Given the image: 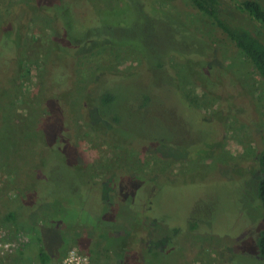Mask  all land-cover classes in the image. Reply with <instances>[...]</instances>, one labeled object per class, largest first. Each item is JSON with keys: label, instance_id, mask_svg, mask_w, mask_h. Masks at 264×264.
Here are the masks:
<instances>
[{"label": "trees", "instance_id": "16d2710c", "mask_svg": "<svg viewBox=\"0 0 264 264\" xmlns=\"http://www.w3.org/2000/svg\"><path fill=\"white\" fill-rule=\"evenodd\" d=\"M120 1L123 3L122 7L106 9L100 0H34L33 2L23 0L21 1L23 3L17 5L13 0H0V136H2L1 141L12 136L14 144L16 139L21 137L20 146L14 150L13 158L24 163L17 172V177L21 179V186H25L24 189L20 187L19 190L0 199V231L16 234L14 227L23 225L24 218H27L26 222L28 221L32 208L35 211L44 209L49 203L50 207L54 208V204H61L59 201H64V192L68 189L71 191L70 185L75 190L77 184L74 183L73 178L77 174L80 177L81 173L72 170L67 157L69 144L81 129L72 120L71 93L74 91L80 96L83 123L87 127H93L94 122L101 124L126 138L132 148L160 149L173 159L188 163L208 158L212 152H217L220 148L221 137L215 122L205 120L202 114L190 106L182 97L176 85L177 80H173L174 76L171 77L166 70L171 61L168 59L175 55L177 57L179 55L181 61L185 63L189 61L184 64L187 71L193 70L199 55L205 51L204 41L193 45L196 53L192 56L179 51L178 48L175 49L172 44L170 46L169 41L164 42L167 49L162 50V47L156 46L157 49L162 50V53L155 52L151 47L153 44L145 35L156 28L153 21L149 23L150 16L153 19L158 16H156L157 9L152 6V0L144 3L139 0ZM183 1L189 8L210 21L215 39H224L251 62L264 84V5L258 0H241L230 9L222 0ZM145 8L149 9L151 14L146 12ZM86 13L91 14L92 19L85 16ZM130 14L134 16L131 17ZM163 15L165 24L169 27L172 25L178 27H175L177 29L174 40L186 41L194 38L188 33L183 34L179 22L177 20L174 22L170 18L172 15L164 13ZM136 19L138 22L135 21ZM44 20L48 21L51 32L49 49L42 64L45 95L37 108L32 110L31 118L28 119L29 125L33 123V126L25 130L15 127L14 122L10 120L12 107L9 94L14 88V78L18 75L24 39L34 22ZM141 26L144 29L139 31ZM141 32H144V35ZM117 47H129L141 59L142 67L133 73H121L113 68L107 71L99 69L98 76L94 78L89 75L90 66L83 67L79 64L80 60L84 62L92 54L105 53ZM167 54L169 58L165 59ZM223 69H217L216 77L212 78L217 86L223 87L224 77L231 78L230 84L237 85L236 79L229 74L230 72ZM83 73L85 76H90V80L86 82V93L78 90L80 89L78 78ZM146 74H149V78ZM142 75L144 80L147 79L146 84L140 83ZM198 78L202 77L198 76ZM127 79L132 80L125 82ZM174 88L178 92L177 95L170 94ZM129 89L136 92V95L131 97L133 105L123 94ZM224 96L225 94L220 92L217 94V99L225 101ZM172 102L177 105L178 117H181L183 123L172 122L171 125L157 129L161 121L167 120L165 114L169 116L168 109L162 112H157V109L152 115H149L148 111L156 105L170 106ZM244 105L247 107L249 117V104L246 102ZM240 119L247 121L245 118ZM0 160L4 161L2 156ZM207 172L218 174L214 182L219 183H226L230 174L240 175L241 184L238 193L239 197L243 198V202L239 207V213L242 217H246L245 225L253 228L252 234L234 236L232 229L229 230L224 224L217 222L221 217H234L235 211L230 209L236 208V204H227L216 197L221 203H218L219 207H215L211 213L207 208L205 217H195L192 213L196 212V209L193 208L189 210L191 216L184 215L179 223L174 220V214L158 203L157 199L164 190L163 186L176 185L175 187H180V191L185 187H194L200 194L205 193V187L209 183L204 180L203 175ZM207 172H184L173 179L168 177L144 179L141 176L128 175L119 183L113 200L104 195L101 187L98 189L90 182H83L81 178V188L86 192L83 194L88 201L84 199L83 208L81 207L80 210L83 214H87L91 207L96 210L95 225L86 223L92 236H86L82 242L79 240L80 237H74V234L63 235L56 238L53 246L49 248L46 246L45 250L41 247L38 254L29 257L28 236L20 232L27 240L17 251L19 260L16 259L15 262L58 264L68 249L61 250L60 243L69 238V246L79 245L90 257L91 264H103L101 251L104 240L114 236V228L117 226L119 228V225L126 221L128 246L125 249L120 248L119 254L113 255L109 264H174L179 259L194 254V246L199 238L191 239L188 236L194 231H201L204 243L210 242L214 247L220 246L219 244L225 240L233 241L232 255L226 264H239L238 258L241 257L245 259L244 264H264V140L258 142L257 151L251 162L238 165L235 169L214 167ZM28 176H33V183L32 181L28 183ZM67 178L74 182L67 181L68 184L65 185ZM180 179L186 181L180 182ZM76 181L78 182L77 179ZM29 184H31L30 188ZM224 190H227L226 186ZM212 192L209 194L215 195V192L219 191ZM31 194L34 196L33 207L29 204ZM25 202L29 207L25 217L20 218L18 213L20 207H23L22 203ZM93 202L96 203L95 206ZM246 203L250 205L249 209ZM167 207L171 206L167 205ZM252 209L255 210L253 213ZM28 227L32 232L36 230L32 224ZM144 228L154 232L156 241L152 239L146 245L139 242L140 234L145 231ZM222 228L224 231L220 232ZM168 243L171 248H168Z\"/></svg>", "mask_w": 264, "mask_h": 264}, {"label": "rangeland", "instance_id": "374dc122", "mask_svg": "<svg viewBox=\"0 0 264 264\" xmlns=\"http://www.w3.org/2000/svg\"><path fill=\"white\" fill-rule=\"evenodd\" d=\"M21 1L23 0H13L16 3L15 5L23 3ZM29 1L33 2L34 0ZM100 1L106 9L123 6L120 0ZM146 1L139 0L142 3ZM222 1L226 7L233 9L235 3L241 0ZM258 1L264 5V0ZM152 6L157 9L158 13L156 16H158L155 19L150 16L149 23L153 21L156 28H153L148 33L146 31L145 35H147V39L153 44L151 47L155 52L159 51L162 53L164 48L167 49L164 42L167 43L169 41L170 43L168 44L170 46L172 44L175 49L178 48L179 51L192 56L193 53H196L193 45L199 41H204L205 43V45L203 44L205 51L199 55L193 70L191 69L189 71L188 69L187 71L186 67H184V64H187L189 61L187 63L181 61L179 55L178 57L175 55L169 58L168 54L165 56V59L169 58L168 60L171 61L169 68L165 69L171 77L174 76L173 80H177L176 85L182 97L190 106L195 108L199 114H202L205 120H213L215 122L221 137L220 148L217 152H212L208 158H203V160L195 163L175 160L171 156L164 154L160 149L132 148L129 146L126 138L106 129L101 124L94 122L93 127H87L83 123L84 117L82 116L80 96L75 94L77 93L76 91L72 92V120L81 129L78 135H76V138L69 144L67 157L72 170L80 172L81 174L80 177L78 174L75 175L78 182L75 178H73L75 182L72 179H66L65 185L68 184L67 181L69 183L74 182L77 185L75 190L71 185L69 186L71 191L69 189L67 191L65 190L66 192H64L63 196L64 201H59L61 204H54L55 207L51 208L49 203L44 209L40 208L41 210L38 209L37 211L32 208L28 221L26 222L27 218H24L22 220L23 225L14 227L16 228L14 230L15 233L23 232L22 234L28 236L30 242L27 246L29 257L38 254L37 252L40 251L41 247L45 250L46 246H48L47 248L53 246L57 237L74 234V237H80L79 240L83 242L86 236H92L91 230L90 228L88 229L86 223L89 222L91 225H95L94 213L96 210H94V207H91V210L87 214H83V211L81 212L80 210L83 206L84 199L87 200V197L84 195L86 192L81 188L82 179L83 182H90V184L98 189L101 187L104 195L108 196L110 200H113L114 193L125 176H141L144 179H150L152 177H168L169 179H173L176 175L184 172H207L214 167L216 169L228 167L235 169L238 165L241 166L242 164L251 162L257 151L258 142L264 140V84L256 74L251 62L224 39H215V33L213 32L210 21L189 8L183 0L164 2L152 0ZM145 11L151 14L149 9L145 8ZM163 13L172 15L170 18L174 22L175 20L179 22V28L183 34L188 33L194 38L187 39L186 41H181V39L174 40L176 39L174 33L178 27L175 25L169 27L165 24ZM130 15L131 17L134 16L133 14ZM85 16L91 18V14L89 13H86ZM242 16L244 17V15ZM135 21L138 22L137 19ZM143 26L139 27V31L144 29ZM48 27L47 20L34 22L30 27L29 33L24 39L23 54L18 65V75H16L13 82L14 88L9 94L11 96L10 105L12 107L10 111V117L12 119L10 120L14 122L15 127L25 130L33 126V123L29 125L28 119L31 118L32 110L37 108L45 95V88L43 86L44 68L42 64L44 63V58L48 52L51 40V32ZM141 34L144 35V32H141ZM156 46H160L163 49H157ZM84 62L80 60L79 64L83 67L90 66L89 75L91 77L94 76V78L98 76L97 72L99 69L107 71L113 68L121 73H133L142 67L141 59L129 47H117L105 53L92 54ZM190 67H192L191 62ZM222 68L230 72L229 74L236 79L237 85L230 84L231 78L224 77L223 87L217 86L212 78L216 77V70ZM84 76L83 73L78 78V88H80L78 90L81 93H86V82L90 80V76ZM143 76L140 78V83L146 84L147 79L144 80ZM198 76H201L203 79H199ZM146 77L149 78V74H146ZM131 80L127 79L125 82H130ZM129 90L123 92V94L130 99L129 102L133 105L134 102L131 101V97L136 95V92L132 91V89ZM220 92L225 94V101L223 99L221 101L217 99V94ZM177 93V90L174 88L170 94L177 95ZM231 93L233 94L231 95ZM226 94L230 95L228 96ZM246 102L250 107V111L248 110L249 117L247 107L244 105ZM176 106L172 102L170 106L162 107L161 105H156L155 108L148 111L149 115H152L157 109V112L168 109L169 116L165 114L167 120L161 121L157 129L159 127L163 128L165 125H171L172 122L183 123V120H180L181 117H178V109ZM240 118H245L247 121ZM186 134L190 135L188 132ZM11 137L1 141L2 136H0V156L4 159V161L0 160V199L19 190L20 187L21 189L25 188L24 185L21 186V179L17 177V172L23 167L24 163L16 161L13 158L15 157L14 150H17L20 146L21 137L16 139L15 144ZM181 139L180 137L179 140ZM184 140L186 141V139ZM203 176H205L204 180L209 183L205 187V193L200 194L194 187H185L180 191V187H175L176 185L163 186L162 188L164 190H162L157 199L158 203L164 205L167 210L174 214L176 223H179L184 215L191 216L189 210L193 208L196 209V212L192 213L195 217H205L208 211L211 213L215 207H219L218 203H221L220 201L227 204L234 203L236 204V208L230 209L233 212L235 211L234 217H221L217 222L224 224L229 230L232 229L234 236L252 234L253 228L245 225V220L247 219L239 213V207L243 202V198L239 197L238 193L239 185L241 184L240 175L230 174L229 180L227 179L226 183L214 182V178L218 176L215 172L213 174H208L207 172ZM28 177V183H31L33 176ZM65 178L66 176L64 177V181ZM179 181L185 182L186 180L180 179ZM225 186L227 190H224ZM30 187L31 184H29ZM213 190L219 192H215V195L209 194V192L213 193ZM33 197L31 194L29 204L32 207L34 206ZM214 199L215 201H213ZM93 203L95 206L96 203ZM22 204L23 207H20L18 213L20 218L25 217L27 207H29L27 202ZM98 205L100 207L102 206V204ZM167 205L173 208L167 207ZM245 205L249 209L250 205L248 203ZM254 211L253 209L251 210L252 213ZM123 216L125 219V214ZM127 223L125 221L119 225V228L118 226L114 228V236L107 237L104 240L101 251V262L103 264H109L112 256L119 254L120 248H127L128 237L125 229ZM31 224L36 227V230L33 232L28 230V225ZM144 230L140 234V243L146 245L152 239L156 241L154 232L148 230V228H144ZM225 230L229 231L227 228ZM222 231H224V228L220 230V232ZM35 232H38V234ZM201 235V231H194L188 235L191 239L199 238L198 242L196 241L197 244L194 246V254H191L187 258L179 259L174 264H226L232 255L233 241L225 240L222 243L219 242L220 244L216 242L220 246L215 245L214 247L210 245V242H206L205 244ZM69 244V238L63 240L60 243L61 250L74 246H69ZM168 244V248H171L170 243ZM77 246L79 247V245ZM57 247H59L58 244ZM18 256V253H16L13 259L19 260ZM238 259L239 264H244L245 259L243 260L242 257ZM0 262L2 263L1 260Z\"/></svg>", "mask_w": 264, "mask_h": 264}, {"label": "built area", "instance_id": "2783aa9c", "mask_svg": "<svg viewBox=\"0 0 264 264\" xmlns=\"http://www.w3.org/2000/svg\"><path fill=\"white\" fill-rule=\"evenodd\" d=\"M26 240L27 238L20 233L8 234L7 232L0 231V244H2L3 242H9L13 245L11 248L6 250L0 247V260L2 261V263L0 262V264H20L18 262H15L13 257L17 253V251L24 245Z\"/></svg>", "mask_w": 264, "mask_h": 264}, {"label": "clouds", "instance_id": "9594fccd", "mask_svg": "<svg viewBox=\"0 0 264 264\" xmlns=\"http://www.w3.org/2000/svg\"><path fill=\"white\" fill-rule=\"evenodd\" d=\"M13 245L9 242H3L0 247L9 249ZM59 264H91L90 257L84 253L77 245L69 248L66 254L62 255Z\"/></svg>", "mask_w": 264, "mask_h": 264}]
</instances>
